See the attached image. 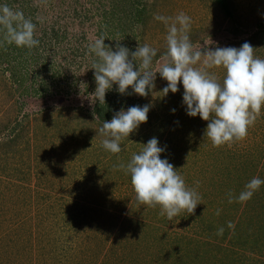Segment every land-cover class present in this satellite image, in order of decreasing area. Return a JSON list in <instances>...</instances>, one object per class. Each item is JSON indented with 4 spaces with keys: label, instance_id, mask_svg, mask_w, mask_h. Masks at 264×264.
<instances>
[{
    "label": "rangeland",
    "instance_id": "1",
    "mask_svg": "<svg viewBox=\"0 0 264 264\" xmlns=\"http://www.w3.org/2000/svg\"><path fill=\"white\" fill-rule=\"evenodd\" d=\"M230 1L231 18L213 0H142L147 13L138 23L123 9L115 11L113 0H62L59 10L41 16L37 32L56 77L49 78L52 69L38 74L39 64L31 63L14 75L17 61L3 54L0 264H264V184L247 202H228L229 193L238 197L252 178L264 180V108L245 139L212 147L204 136L208 122L187 115L182 83L177 93L163 96L167 81L157 73L147 96L134 94L137 106L151 105L147 122L121 142L118 154L103 149L94 114L97 58L89 45L101 35L113 51L117 44L132 52L148 44L157 49V68L167 28L155 14L188 15L196 50L248 42L264 59V0ZM208 71L222 80V68ZM153 137L165 149L161 159L201 196L192 214L185 210L169 220L159 207L138 205L130 174L115 169ZM220 227L222 236L216 234ZM207 242L212 253H206Z\"/></svg>",
    "mask_w": 264,
    "mask_h": 264
},
{
    "label": "clouds",
    "instance_id": "2",
    "mask_svg": "<svg viewBox=\"0 0 264 264\" xmlns=\"http://www.w3.org/2000/svg\"><path fill=\"white\" fill-rule=\"evenodd\" d=\"M154 19L167 28V50L157 68L153 67L157 49L148 44L138 45L134 52L117 44L113 51L101 35L89 45V53L97 58L92 64L96 83L93 96L104 104L106 93L116 85L121 95L131 88L133 94L145 97L155 87L159 73L167 81L161 92L163 96L177 93L182 83L187 115L199 116L208 122L204 136L212 147L231 146L245 139L249 127L255 124L264 108V59L255 56L256 49L248 42L239 48L196 50L189 36L191 18L184 12L174 18L155 14ZM35 28L32 19L26 18L22 11L13 10L7 4L0 5V31L4 33L0 45L14 44L31 50L39 44L34 38ZM214 68L224 70L222 80L208 71ZM150 108L151 105H144L121 109L110 121H104L98 130L104 138L103 149L111 154L120 153L121 142L147 122ZM164 150L153 137L138 153L134 152L126 164L120 163L115 169L130 174L138 205L159 207L160 215L171 220L185 210L192 214L201 196L194 188L186 186L183 176L167 159H161ZM196 183L198 186L199 182ZM262 184L264 180L252 178L238 197L229 193L228 202H247ZM228 227L234 228V224L229 221ZM223 233V227L217 229L218 236Z\"/></svg>",
    "mask_w": 264,
    "mask_h": 264
},
{
    "label": "trees",
    "instance_id": "3",
    "mask_svg": "<svg viewBox=\"0 0 264 264\" xmlns=\"http://www.w3.org/2000/svg\"><path fill=\"white\" fill-rule=\"evenodd\" d=\"M213 2L219 7L220 10L224 12L225 16L229 18L233 17L232 3L230 0H213ZM61 3L62 0H0V5L7 4L13 10L22 11L26 18L32 19V22L36 25L34 38L37 39L39 43H42L41 40L43 39V36L40 35L37 36V32H40V29H42L39 28L41 16H43L44 13H47L48 9H50L49 11L59 10ZM46 5H48L49 8H45ZM113 9L118 12L120 11L119 9H123L121 13L124 11L126 14L129 13L130 16L133 17V19L137 20V22L140 23L142 21V17H144V15L147 13V4H142V0H113ZM130 11H132L134 14L130 13ZM54 29L55 26L50 28L47 27V29L45 28L42 31L49 33L50 30H54ZM261 32L262 34H264V24L261 25ZM3 35H4L3 31H0V40H3ZM40 50L41 49L39 44L38 46H35L31 50H29L25 47H16L14 44L8 45L4 43L3 45H0V61L2 59H4V61L8 60V58L5 56H9L13 54L15 61H17V65L15 67L17 71L14 73V75L18 73L20 75L21 72L27 68V65L31 63V64H39L38 74L40 71H44V70L49 74L50 69H52V73L49 76V78L53 79L54 77H56L57 72L52 67L47 68L48 62L46 61L48 59L46 60V56L44 55L45 52H41ZM130 51L132 52L131 49ZM3 54L6 55L4 56ZM20 78L21 76L15 77V81L17 82V84H21ZM36 81L41 84L40 86L44 87V81H40V80H36ZM28 88L29 87H26L24 93H26ZM111 94H113V98L106 97L104 104L97 102L94 108V114L98 119L97 122L98 124L99 123L103 124L104 121H110L113 118V116L121 109L127 110L129 107L137 106V100L135 99L136 97L132 93L131 88H129L127 90V94L124 95L119 94L118 91H116V93H111ZM259 203H262V200L259 201ZM92 224L93 222H89L88 223L89 227L92 226ZM198 244L201 245V243ZM202 244L208 248L206 250V253H212L213 248L212 249L210 248L213 246H211L210 242L202 243ZM258 244H259L258 240L253 241L254 246H258ZM234 255H237V252L234 253ZM240 262L243 264L245 261L240 259Z\"/></svg>",
    "mask_w": 264,
    "mask_h": 264
}]
</instances>
